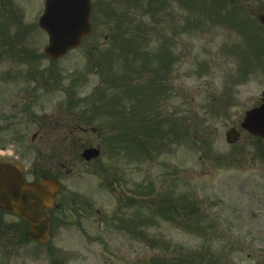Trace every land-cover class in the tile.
Wrapping results in <instances>:
<instances>
[{"label": "rangeland", "instance_id": "rangeland-1", "mask_svg": "<svg viewBox=\"0 0 264 264\" xmlns=\"http://www.w3.org/2000/svg\"><path fill=\"white\" fill-rule=\"evenodd\" d=\"M45 1L0 0L1 14L18 16L22 31L36 30L31 40L3 47L0 42L5 55L0 75L7 74L0 85L33 89V136L43 122L54 127L65 117L103 136L102 156L91 164L76 157L82 141L58 145L54 130L49 129L52 145L33 143L35 170L47 161L58 170L59 161L71 164L59 176L65 191L56 213L65 219L59 242L71 253V264H191L198 258L201 263L194 264H264V141L246 133L235 146L225 139L264 92V53L256 57L246 43L263 44L264 26L253 25L255 35L241 34L239 24L223 25L230 6L221 11L223 22L202 13L210 0H163L152 10L149 0L127 7V0H92L93 38L50 62L41 56L48 40L37 28ZM238 1L258 5L264 14V0ZM122 12L125 20L116 17ZM110 26L120 27L115 49L104 40ZM21 41L27 48L33 41L30 58L33 50L39 53L38 64L15 57ZM163 49L173 57L152 58L144 68L148 55L142 53L155 56ZM163 61L171 71L162 73L161 82ZM161 84L166 92L159 97ZM180 199L183 207L196 205L198 213H181L182 223L180 217L177 222L168 213H155ZM136 232L146 235L138 238ZM26 264H51V259L33 245V263Z\"/></svg>", "mask_w": 264, "mask_h": 264}, {"label": "flooded vegetation", "instance_id": "flooded-vegetation-1", "mask_svg": "<svg viewBox=\"0 0 264 264\" xmlns=\"http://www.w3.org/2000/svg\"><path fill=\"white\" fill-rule=\"evenodd\" d=\"M210 1H212L213 8L217 10H206L204 11L206 14L209 12H219L218 10H228L224 9V7L228 5L232 8L229 9L231 10L229 13L235 16L236 24L240 26L243 25V27H250L253 23L255 26L258 23H264V14L262 9H257L258 5L252 7L248 4L244 7L238 0ZM244 1L257 0H243V2ZM204 2L206 3V1ZM239 18H243L242 21H238ZM13 31L12 33L17 35L16 38L11 35L6 36L10 32L9 29H7L1 34L0 41L8 40V42H11L13 40H20L21 34H31V32H33L21 31L20 27H15ZM94 35L95 27H93L92 33L86 41H90ZM27 39L29 40V36H27ZM104 39L106 43L108 39L109 41L111 40V36L108 34L104 36ZM28 45L29 48H23L22 42H16V46L18 47H15L14 50L24 49L25 52L30 54L31 49H33V41H30ZM104 45L106 46V44ZM95 48L96 47L93 45L91 50ZM31 61H33V59H31ZM0 76L3 82L4 79L7 78L6 74ZM30 81L33 82V76H31ZM30 87L33 88V84L30 83ZM41 125L37 133L33 136V89L21 91L4 90L0 88V163L22 165L24 167V176L30 183L40 181L41 178L45 177L60 180L59 176L63 171L69 172L68 166H71L69 160H66L62 164L59 161L58 165H60V167L56 164L59 168L58 170L47 161L48 156L46 157L43 155L42 149H38L37 151L41 159L47 161V164L44 165V169L41 170H35L33 168V143L38 141L40 145H52L54 138L49 137L52 135L49 129L54 130L56 136H58V145L82 141L83 148H87L97 146L101 144L103 140L102 135L96 128H83L78 125L72 117L60 118L58 124L54 125V127L53 124L49 122H43ZM67 128H70L72 131L65 130ZM61 132L65 135H62ZM50 167H52L55 172H47L46 169H50ZM69 174L72 173L70 172ZM62 193L63 191L57 195L56 203L51 210L41 211L48 212L51 218L49 224L51 240L45 245L33 241V239L30 238L29 234L32 230V224L12 212L0 209V264L33 263V245L36 246L37 251L46 252L47 256L51 259V264H71L70 259H67L68 257H72L71 253L67 249H64L59 242V240L61 241L60 234L64 232L63 226H65V219L56 216V213L59 212L63 206V203H59L58 201ZM77 229L82 240L84 237V230L82 226L77 227Z\"/></svg>", "mask_w": 264, "mask_h": 264}, {"label": "water", "instance_id": "water-1", "mask_svg": "<svg viewBox=\"0 0 264 264\" xmlns=\"http://www.w3.org/2000/svg\"><path fill=\"white\" fill-rule=\"evenodd\" d=\"M91 4L89 0H48L40 26L50 35V45L46 49L49 58L55 59L64 55L67 50L77 47L81 38L90 32L89 16ZM242 127L252 135L264 138V104L246 114ZM239 133L232 129L227 133V142L236 143ZM99 151L86 150L83 158L87 161L97 158ZM10 170L7 166H0V206H8L27 220L33 223L34 238L41 239L44 229L42 216L37 214V208L48 206L54 201V196L60 186L57 182L46 179L43 183L27 185L22 176L16 173V187L11 185ZM33 202V205H31Z\"/></svg>", "mask_w": 264, "mask_h": 264}]
</instances>
